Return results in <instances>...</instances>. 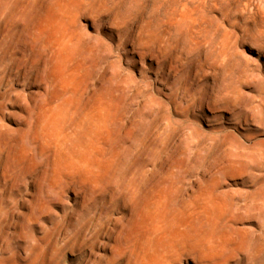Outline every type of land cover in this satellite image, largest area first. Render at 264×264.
Instances as JSON below:
<instances>
[{
	"label": "rangeland",
	"instance_id": "obj_1",
	"mask_svg": "<svg viewBox=\"0 0 264 264\" xmlns=\"http://www.w3.org/2000/svg\"><path fill=\"white\" fill-rule=\"evenodd\" d=\"M0 2L2 19L12 15L6 21L11 22L10 26L13 23V29L19 23L23 32L30 31L38 19L39 23L47 19L53 10L49 8L60 7L68 17L67 31L76 38L70 44L69 64L78 63V92L84 93L89 75L97 74L99 82L93 94L104 101L101 161L105 167L92 181L94 187L85 181L92 190V206L88 208L101 205L109 179L127 187L129 179L134 181L133 177L142 173L137 165L145 161L154 164L147 171L156 177L169 175L178 184L180 178L187 182L205 171L207 176L196 185L207 191L206 204L200 206L198 187L196 193L186 194L179 185L170 192L169 208L199 212L193 237L203 235L206 238L202 240L218 244L225 241L224 248L232 242L234 248L247 251L248 263L264 264V0ZM10 9L17 14H10ZM84 24H89L86 30L91 37L81 32ZM132 45L137 50L161 47V65L172 62L174 68L164 69L165 79L155 81L158 72L145 67L153 60L146 53L141 77L137 72L139 56L135 52L132 55ZM130 76L137 83L126 86L121 79ZM145 82L147 85H143ZM250 111L256 116L249 118ZM164 161L168 168H159ZM62 171L56 174L65 176ZM79 173L71 170L74 177ZM46 177L50 178L45 174L43 178ZM223 177L227 178L223 188L212 187V178L218 182ZM69 203L70 207L75 204L73 196ZM210 205L219 210L216 215ZM59 215L63 212L59 211ZM0 216L1 235L7 210L3 208ZM62 220L56 226L46 222L38 229L35 234L42 238L28 246L23 264H102L91 255L90 242L84 239L81 225L66 226L67 220ZM31 226L25 230L30 232ZM53 232L57 236L51 244ZM8 263L0 258V264Z\"/></svg>",
	"mask_w": 264,
	"mask_h": 264
},
{
	"label": "bare ground",
	"instance_id": "obj_2",
	"mask_svg": "<svg viewBox=\"0 0 264 264\" xmlns=\"http://www.w3.org/2000/svg\"><path fill=\"white\" fill-rule=\"evenodd\" d=\"M49 9L53 10L47 19L40 21L43 25L39 26L38 19L29 32H23L19 23L13 29V23L10 26L11 22L6 21L12 15L5 13L8 18L2 19L0 13V211L7 210L0 235V258L9 260L8 264H23L28 246L42 238L35 234L38 229L46 222L54 226L64 219L66 226L81 225L84 239L90 242L91 255L102 264H250L247 251L234 248L229 239L224 248L225 241L218 244L202 240L206 238L203 235L193 237L200 215L197 210L183 213L169 208L170 192L180 185L186 194L196 193L198 180L207 176L205 171L201 177L196 175L187 182L185 178L177 179L178 184L169 175L156 177L154 172L147 171L154 164L145 161L137 165L142 173L132 176L136 179H129L127 187L109 179L104 185L101 205L88 208L91 185L94 187L92 181L98 179L105 167L101 161L104 158V101L93 94L99 82L97 74L89 75L84 93L78 92V63L69 64L74 37L66 28L68 17L58 6ZM13 10L10 14L15 15L17 11ZM88 25L80 29L83 35L91 37L86 30ZM43 27L46 32L42 31ZM143 48L145 51L132 45V55L135 52L139 56L138 74L144 77L143 56L147 53L153 60L145 67L158 72L155 81L162 82L165 79L162 71L174 65L172 62L161 65L164 52L161 47ZM121 81L126 86L137 83L134 76ZM141 88L136 92L140 93ZM254 116L255 112L250 111L249 118ZM158 166L163 169L169 165L164 161ZM62 170L65 176L56 174ZM71 170L80 172V176L74 177ZM45 174L50 178L44 179ZM226 179L210 183L212 187L223 188ZM198 189L202 206L207 202V191L200 186ZM69 196H73L75 203L72 207ZM209 209L214 215L219 211L213 205ZM59 211L63 212L62 216ZM30 224L33 227L28 232L25 228ZM229 227L226 226L227 234ZM56 236L57 232L51 244L56 242Z\"/></svg>",
	"mask_w": 264,
	"mask_h": 264
}]
</instances>
